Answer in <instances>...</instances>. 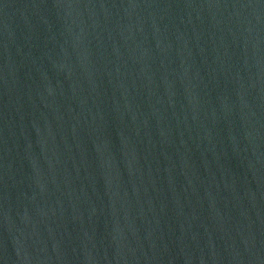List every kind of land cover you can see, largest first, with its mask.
<instances>
[{"label": "water", "instance_id": "water-1", "mask_svg": "<svg viewBox=\"0 0 264 264\" xmlns=\"http://www.w3.org/2000/svg\"><path fill=\"white\" fill-rule=\"evenodd\" d=\"M0 264H264V0H0Z\"/></svg>", "mask_w": 264, "mask_h": 264}]
</instances>
